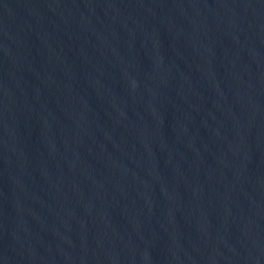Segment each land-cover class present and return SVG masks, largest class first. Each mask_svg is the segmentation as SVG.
<instances>
[{
  "label": "water",
  "instance_id": "1",
  "mask_svg": "<svg viewBox=\"0 0 264 264\" xmlns=\"http://www.w3.org/2000/svg\"><path fill=\"white\" fill-rule=\"evenodd\" d=\"M0 264H264V0H0Z\"/></svg>",
  "mask_w": 264,
  "mask_h": 264
}]
</instances>
